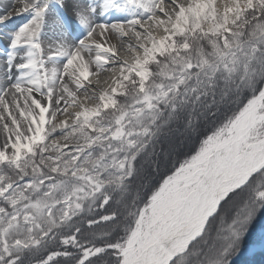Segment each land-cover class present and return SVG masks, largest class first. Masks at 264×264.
Wrapping results in <instances>:
<instances>
[{"label":"snow or ice","instance_id":"6c2138e0","mask_svg":"<svg viewBox=\"0 0 264 264\" xmlns=\"http://www.w3.org/2000/svg\"><path fill=\"white\" fill-rule=\"evenodd\" d=\"M0 42V264H233L264 215V0H12ZM173 125L198 146L160 175Z\"/></svg>","mask_w":264,"mask_h":264},{"label":"trees","instance_id":"16d2710c","mask_svg":"<svg viewBox=\"0 0 264 264\" xmlns=\"http://www.w3.org/2000/svg\"><path fill=\"white\" fill-rule=\"evenodd\" d=\"M211 127V124H206L203 120L200 123V134L203 135ZM199 137L196 135H191L184 131L183 128H178L173 125L172 129L165 130V134L161 136L159 142L156 145V152L158 154L157 159L160 162V175H163L176 160L182 158L184 155L190 153L198 146ZM153 167L155 165L153 164ZM153 179L158 180L159 176H153ZM262 219V220H261ZM264 221V215H259L252 225L249 234L245 237L242 245V249L251 238V241L256 236L257 223ZM248 259V261H246ZM244 260H236L232 258L233 264H259L260 261L264 262V250L257 252L253 258H247Z\"/></svg>","mask_w":264,"mask_h":264},{"label":"rangeland","instance_id":"374dc122","mask_svg":"<svg viewBox=\"0 0 264 264\" xmlns=\"http://www.w3.org/2000/svg\"><path fill=\"white\" fill-rule=\"evenodd\" d=\"M0 3H5V0H0ZM12 22L17 25L23 23V17L15 16L12 18ZM3 47H5V44L3 42H0V48ZM256 229L258 233L252 241L251 238L248 240L241 252L234 256L236 260L245 261L247 258H253L257 252L264 250V221H258ZM246 261H248V259ZM259 264H264V262L260 261Z\"/></svg>","mask_w":264,"mask_h":264},{"label":"bare ground","instance_id":"6f19581e","mask_svg":"<svg viewBox=\"0 0 264 264\" xmlns=\"http://www.w3.org/2000/svg\"><path fill=\"white\" fill-rule=\"evenodd\" d=\"M12 3V0H5V3H0V7H5V6H10ZM4 43V42H3ZM91 79H93V81L95 82V77H91ZM101 84L99 85V87H106L107 84L105 83V81H107L108 83H110V79L107 73H102L100 74L99 77Z\"/></svg>","mask_w":264,"mask_h":264}]
</instances>
